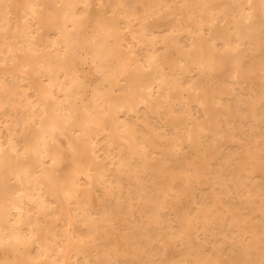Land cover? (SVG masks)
<instances>
[{
    "label": "bare ground",
    "instance_id": "bare-ground-1",
    "mask_svg": "<svg viewBox=\"0 0 264 264\" xmlns=\"http://www.w3.org/2000/svg\"><path fill=\"white\" fill-rule=\"evenodd\" d=\"M132 1L0 0V110L19 97L21 113L0 118V264H264V136L240 135V120L264 124V0ZM223 140L239 159L213 167ZM123 178L152 204L143 222ZM153 225L164 254L141 263L135 232Z\"/></svg>",
    "mask_w": 264,
    "mask_h": 264
},
{
    "label": "rangeland",
    "instance_id": "rangeland-1",
    "mask_svg": "<svg viewBox=\"0 0 264 264\" xmlns=\"http://www.w3.org/2000/svg\"><path fill=\"white\" fill-rule=\"evenodd\" d=\"M130 2V4L132 5V3H133V5H134V2L132 1V0H129ZM218 4V3H217ZM218 5H221V4H218ZM95 6V5H94ZM141 6V5H140ZM140 8V7H139ZM140 10V12H142V6H141V8L139 9ZM162 22V23H161ZM159 24L160 25H162V26H160L159 28L160 29H164L165 28V25H167V23H166V20H164V19H161L160 21H159ZM182 43L183 44H186L187 43V38H184V39H182ZM161 46V47H160ZM139 48H137V50H138ZM156 49H157V51L158 52H162V44L159 42V43H157V45H156ZM159 49V50H158ZM161 49V50H160ZM142 51V52H141ZM143 51H145V48L143 49V48H141V49H139L138 50V52H141L140 54H143V53H145V52H143ZM169 59L171 60V57L169 56ZM88 62V63H87ZM86 63H83V64H81V67H82V70H85V71H88L89 70V66L91 65V63L89 62V61H87ZM85 64H87V66L85 65ZM84 67V68H83ZM93 72L96 74V75H94L93 74ZM90 71V72H88L87 73V76H86V79H87V81L92 85L94 82H96V79L97 80H99L98 78L100 77V75L98 76L97 75V73L95 72V71ZM194 73V72H193ZM220 73V75H222V73L223 72H219ZM94 75V76H93ZM89 76V77H88ZM92 76V77H91ZM97 76V77H96ZM95 81H94V80ZM203 81H204V85H205V87H206V89H208L209 91H212L213 90V88H217V87H219L220 86V79H215V80H213V81H210L207 77H206V75H203ZM23 83V82H22ZM26 82L24 81V83L23 84H25ZM90 89V90H89ZM91 90H92V88L90 87V85L88 86V93H90L91 92ZM30 92H32L33 93V91H31L30 90ZM240 92V91H239ZM17 98H19V97H13V101H11V104L13 105L14 103L16 104V105H18L19 104V101H20V99L17 101ZM14 100L15 101H17V102H14ZM234 100H232V102H231V104H234ZM9 105V106H7L8 107V109L6 110V107L4 108V109H2V110H0V118H3L2 119V121H6L8 118L9 119H11L12 118V115L15 117V118H18L19 117V115H21V113L18 111L17 112V110L16 109H13V108H11V106L12 105ZM20 105V104H19ZM144 108H143V107ZM141 107H142V109H143V111H142V109H140V111H139V114H140V120H139V122L140 123H142L143 121H144V123H147L148 122V124H150V125H153L155 128L156 127H158L159 126V130H161V123H162V121H161V119H159V118H157V117H155V115H152L150 112H148V111H146L147 109L145 108V106L144 105H141ZM180 108L182 109V107L180 106ZM194 108H196V109H194ZM198 107H195V105H193L192 106V110L194 111V113L196 114V115H200L201 116V112L199 111V109H197ZM10 109H11V111H10ZM5 112V113H4ZM16 112V113H15ZM144 112V113H143ZM145 112H147L148 114H145ZM4 114L5 115H7V116H4ZM11 114V115H10ZM18 114V115H17ZM141 114H142V116H141ZM2 115V116H1ZM144 115V116H143ZM146 115H148V116H146ZM146 116V117H145ZM151 116V117H150ZM152 116H154V117H152ZM5 117V118H4ZM13 117V118H14ZM135 118H133V117H131V118H133V119H135V120H133V122L135 121H137L136 119V116H134ZM143 121H142V120ZM150 119V120H149ZM156 119V120H155ZM238 119V117H235L234 118V123L235 122H237L238 124H241V122L240 121H242L244 124H245V128H243L244 126H243V124H241L242 126H240L239 128H240V135H241V137H242V139L243 140H245V139H247V138H249V137H252V136H264V124H262L261 122H259V123H256L255 121V123H250V122H247V121H243V120H237ZM147 121V122H146ZM151 121V122H150ZM161 121V122H160ZM159 122H160V124H159ZM248 123V124H247ZM236 124V123H235ZM254 124V125H253ZM156 125V126H155ZM246 125H249V126H247L246 127ZM251 125V126H250ZM257 126H259V130H258V128H257ZM255 127V128H254ZM247 128H249V129H251V130H248ZM253 128H254V131H253ZM257 128V129H256ZM262 128V129H261ZM246 130V131H245ZM248 130V131H247ZM249 131H251V132H249ZM243 132V134H241ZM247 132H248V134H247ZM257 133V134H256ZM244 136H245V139H244ZM204 139V138H203ZM205 140H208V139H205ZM209 141V140H208ZM224 141H226V140H223L222 141V143L224 142ZM237 141H228L227 142V144L226 143H223V146H222V149L220 150V152L212 159V166L213 167H215V165L216 166H218V165H224L225 164V162L227 161V162H232V163H237V161H238V155L237 154H235L234 155V151H236L237 149V146L236 145H239V143H237ZM225 147H228V149L227 148H225ZM232 149H231V148ZM233 147H234V149H233ZM187 148V149H186ZM230 148V149H229ZM191 149V150H190ZM228 150V151H227ZM181 151H185L186 152V154H188L189 156H187L189 159H191L193 162H196L197 160H199V161H197V163L198 162H201V159H200V157L199 156H196L194 153H196L192 148H189L188 146H185V149L183 148V149H181ZM226 151V152H225ZM227 152H231V153H227ZM234 152V153H233ZM191 154V155H190ZM193 154V155H192ZM228 154V155H227ZM228 157H227V156ZM232 156V157H231ZM197 157H199V159L197 158ZM223 157H224V159H223ZM227 157V158H226ZM196 158V159H195ZM219 158V159H218ZM194 159V160H193ZM234 159V160H233ZM221 161H222V163H221ZM236 161V162H235ZM216 163V164H215ZM218 168L219 167H216L215 169H216V171H218ZM112 175L114 176V177H116V175H117V173L114 171V172H112ZM210 176V174L207 176V178ZM122 177H124V176H122ZM252 177L254 178H256V173L254 174V175H252ZM254 178V180L256 181V179ZM124 182H125V184H124V186H125V191L128 193H126V196L127 197H129V194L131 193V195L130 196H132L133 197V195H134V201L136 202L137 201V198H136V196H137V192H135V190H136V188H135V184H134V182L133 181H129L127 178H123L122 179ZM212 180V178H210L209 179V182ZM208 182V183H209ZM257 182H258V184H260L259 185V187H260V189L262 190H260V195H263L264 196V188H261V185L263 186L264 185V181H261V183H263V184H261L260 183V179H257ZM132 186H134V187H132ZM209 185H202L201 186V188L202 189H197L196 190V197H197V201L199 202V200H200V204H202V205H204V204H208L210 201H211V196L212 195H210L209 193V190L208 189H206L207 187H208ZM130 189H129V188ZM264 187V186H263ZM129 189V190H128ZM204 189H206V190H204ZM131 190H132V192H131ZM134 191V192H133ZM263 192V193H262ZM199 193V194H198ZM149 194H151V192L149 193V192H147V193H145V195L146 196H151V195H149ZM204 196H203V195ZM212 194V193H211ZM198 195H199V197H198ZM207 198H206V197ZM210 196V197H209ZM204 198V199H203ZM232 198V199H231ZM240 197H238V196H231V197H229L228 199H227V203H228V205L229 206H231L232 208H238V210H240V212L242 213V214H244L245 213V215L246 216H249V210H248V208L243 204V200H244V198H242V199H239ZM184 202H180V204H182V206L184 205L185 207H187V208H190L189 210H191V207L188 205L187 206V202H189V200L191 199V197H189L188 199H186V197H184ZM202 199H203V201H202ZM235 199V200H234ZM234 200V201H233ZM236 201H238L239 203L240 202H242L241 204H239L238 202H236ZM233 202V204H231ZM111 203H113L112 201H108V204H110V205H113V204H111ZM137 203V202H136ZM180 204H178V207H180ZM236 204V205H235ZM150 208V209H149ZM169 208L170 207H167V209L163 212L164 213V215H165V217L163 216V220H161V223H160V229H161V231H162V233H167V232H171V223H175V221H174V210L172 209V208H170V210H169ZM147 210V212L146 211H144V210H140V204H136V206H135V210H134V218L135 219H137L139 222H143L144 220H146V218H147V214L148 213H150V211H153L152 210V204L150 205H148V207L146 208ZM137 210H139V211H137ZM149 211V212H148ZM143 213H146V214H143ZM169 213V214H168ZM247 213V214H246ZM140 214H142V215H140ZM252 215V214H251ZM167 216H169V217H167ZM146 217V218H145ZM255 219H257V218H254V220ZM166 222H168V223H166ZM174 221V222H173ZM164 223H166V225L164 224ZM162 226H163V228H162ZM168 226V227H167ZM153 227V228H152ZM155 231H154V225L153 226H150L149 228H148V230L151 232H149L148 231V233L150 234V235H148V237H146V236H144L143 234H140V233H138V232H135V237L136 238H138L139 240H140V238H141V240L139 241V245L140 246H142V247H144V250H143V253H142V250H141V252H140V255H141V257H140V259H139V261L142 263V261L141 260H144L145 259V256H147V255H149V256H152L153 257V259H156V260H161L160 258H161V256H162V253H163V250L161 249L162 247H160L159 246V243L160 242H158V239H157V230H158V227L157 226H155ZM170 228V229H169ZM122 233L124 232V231H121ZM147 232V231H146ZM138 235H137V234ZM153 233V234H152ZM199 233H200V237L202 236V237H205V238H208L209 236H207L206 234H204L203 233V229H200V231H199ZM155 234V235H154ZM151 235H153V238L151 237ZM119 236H121L120 234H119ZM150 236V237H149ZM149 238L151 239V241H149ZM156 239V240H155ZM210 239V238H209ZM132 240H133V238H132ZM144 240V241H143ZM146 240V241H145ZM149 241V243H147L148 241ZM144 242V243H143ZM150 242H151V244H150ZM211 242H213V240H210V242H209V244H208V247L211 249V245H212V243ZM146 243V244H145ZM156 243V244H155ZM143 244V245H142ZM149 244V245H148ZM145 245H146V247H145ZM154 245H155V247H154ZM214 245V244H213ZM218 245H222L221 243H219ZM226 246L227 247H229V248H231L232 246H233V244H227V245H225V249H226ZM153 247L155 248L154 250H152L153 249ZM157 248H158V250H157ZM228 248V249H229ZM148 250V251H147ZM152 250V251H151ZM161 250V251H160ZM230 250V249H229ZM149 251H151V252H149ZM155 252H156V254H155ZM158 252V253H157ZM147 254V255H146ZM164 254V253H163ZM143 255V256H142ZM178 255H179V252H177V253H172L171 254V256H173L175 259H178L179 257H178ZM155 256V257H154ZM1 257H3V254H1V252H0V258ZM148 257V256H147ZM193 260V261H192ZM187 261H189L188 262V264H194V259L192 258V257H188V260ZM187 261L185 262V264H187ZM102 262V261H101ZM105 262V263H104ZM126 262V263H125ZM176 262V261H175ZM174 262V264H178V263H175ZM108 264L105 260H103V262L102 263H100V264ZM128 264L127 263V261L126 260H124L123 258H122V260H120V264Z\"/></svg>",
    "mask_w": 264,
    "mask_h": 264
}]
</instances>
